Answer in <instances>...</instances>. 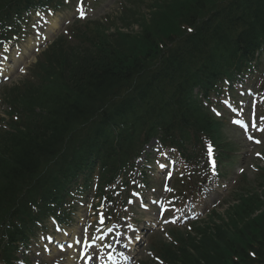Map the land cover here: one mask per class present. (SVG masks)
Segmentation results:
<instances>
[{
	"label": "trees",
	"instance_id": "obj_1",
	"mask_svg": "<svg viewBox=\"0 0 264 264\" xmlns=\"http://www.w3.org/2000/svg\"><path fill=\"white\" fill-rule=\"evenodd\" d=\"M33 4L0 0V21L7 10ZM161 6L150 18L139 16L137 32L109 33L98 25L90 52L51 46L37 84L17 88L8 100V128L0 127V255L7 262L27 221L60 203L50 200L68 190L64 180L75 166L87 182L100 163L102 187L154 135L177 145L189 163L190 136L198 143L201 135L220 140L221 121L199 94L208 100L264 43V0H163ZM119 127L124 135L113 131ZM262 194L243 189L218 222L173 230L172 241L156 248L159 255L167 264H264Z\"/></svg>",
	"mask_w": 264,
	"mask_h": 264
},
{
	"label": "rangeland",
	"instance_id": "obj_2",
	"mask_svg": "<svg viewBox=\"0 0 264 264\" xmlns=\"http://www.w3.org/2000/svg\"><path fill=\"white\" fill-rule=\"evenodd\" d=\"M151 1L154 0H143L142 3V11L145 12L146 14L150 13V11H148L149 9V4L151 3ZM167 1V0H166ZM85 2V6H86V13H88V15H90V17H94L97 19H100L101 21H110L115 19V17L119 14L117 13L116 16L113 18L115 10L118 7V4L116 2V0H99L97 3L94 2V0H84ZM163 3V0H155V4H156V8L155 11H162L161 9L164 8V6H161L159 8V6ZM76 1H73L71 5L67 6L65 9L58 11L59 17L62 18L65 21V24L72 22L75 18H76ZM159 8V10H158ZM119 11V8L117 9V12ZM152 15H150L148 18H150ZM116 23H118V25L120 26L122 24V22H118L116 21ZM117 25V26H118ZM133 29L135 32L139 31V25H135L133 26ZM38 55H33L30 57V62H33L35 60V58H37ZM28 63L27 66H30V64ZM23 79V76L21 73L15 71V74L13 75L12 81L11 82H15V81H19ZM10 82V83H11ZM9 85V83H8ZM6 85L4 86H0V114L3 115V113L5 112V110L7 109L6 104L4 103L3 100V96H2V90L4 89ZM243 93L239 94V98L236 100L237 103H240L243 101H247V100H251V98H246L244 97V94L246 92V89L243 88L242 89ZM258 92V91H257ZM257 108L259 109V114L257 116H252L250 118H248L249 121H251L253 118L256 119V128L255 129H251L252 132L250 134H247L244 132V134H242L241 131H239V129H237L234 126H231L229 124L228 128H227V136L230 139V141L235 142L239 145V150L241 153V158H239V160L237 161V163L235 164L236 166L232 167L231 170H228L227 167H223L220 169V173H222V171L226 170L227 174H223L222 176H219L217 174V171H214L213 169L211 172V178L208 180V182L204 183L203 186L201 187V191L199 194L202 195L201 200L197 202L196 197H198L199 195H197L195 198H190L188 201V204L186 206V211L190 212L192 214H200V216L202 214H204L206 212L207 209H211L213 208V206H219L222 202H223V197L224 195H227L229 192L228 190L230 188H232L234 186V184H237L241 179L243 174L247 173L248 180H247V186L248 187H252V188H257L260 187L259 186V180L256 177V175H254V172L256 171V169H253V165H258L255 164V157L254 154L262 149V146H259V144H263L264 142V101L262 99L259 98L258 101V105ZM241 130V129H240ZM262 132V134L258 137V139H254V136L256 133ZM251 137V139L249 138ZM258 140V141H257ZM260 141V142H259ZM264 145V144H263ZM208 164V162H207ZM209 165V164H208ZM261 166H263L264 164H260ZM211 168V166H210ZM230 171V172H229ZM242 171V174H241ZM201 172V169L199 170V173ZM157 176V175H155ZM197 176V175H196ZM152 180V184L153 186H155L158 182L157 177H155ZM165 182L162 180L161 182H159L160 186L162 184H164ZM155 188V187H153ZM162 189L165 193V200L168 202V209L172 207V202L169 198L170 194L173 193V190L171 188V185L168 186L167 191H165V188L162 186ZM149 194L152 195H156L154 190H148ZM132 195V193H131ZM164 194L162 193L161 196H163ZM264 196V194H262ZM147 196V195H146ZM129 198V197H128ZM148 198V196H147ZM227 199H229V197H227ZM147 200V199H146ZM230 200V199H229ZM98 200H95L94 203H97ZM129 207L131 208L133 205L131 204L130 200L127 201ZM87 209H89L90 205V201L87 203ZM222 205V204H221ZM137 208V215L134 214L136 217H138L139 219H147V220H152L153 222L156 220L157 214L158 213H154L153 211H151L150 209L148 210H143L140 206V204L136 203V206H134ZM133 207V208H134ZM101 208V207H100ZM87 209L83 208L82 205L78 208L77 213L74 216V220L72 222V225H70V227L65 228L64 232L67 231H72V234H74L77 238H88L89 240H96L98 242V246L97 248H92L90 251V258L94 257V260L91 264H98L100 262H102V258L105 257V254L109 251L108 247H111V242L113 241V238H111V236L113 234L118 235L119 233L117 231H112V232H108L110 234H108L106 232V227L104 228V231L101 232L99 238H96L97 235V230L98 227L101 225V216L97 217L95 216V211L90 209L89 212H87ZM103 209V207H102ZM85 211V212H84ZM129 217L124 219L121 223L122 226L124 227H129L127 232H133L136 234H139V225H137V227L135 226H130V221L132 218H134V215L132 216V212L131 209H126ZM127 220V221H126ZM167 222L166 219L163 220L162 223ZM168 225V224H167ZM164 225V226H167ZM46 232L44 233V235H39V238L37 240H35L34 245L32 246L31 249H27L26 251L21 252L18 255V262H16L15 264H57V262L59 263H65L66 258L68 256H72V257H76L78 254H73V252H63V251H57L56 252H50L51 255H53V257H50L47 255V252H42L43 249H49L50 245H48L45 241V235L46 234H52L51 232L54 230L52 227V222H48L46 224ZM72 229V230H71ZM88 231V233H87ZM148 232H153L151 230H147ZM151 233H149L150 235ZM148 235V234H147ZM122 241H124V236H121ZM126 238V237H125ZM118 240V239H117ZM126 241H128V238L125 239ZM42 244L45 245V247L42 246ZM119 244L118 241H113V247L117 246ZM149 242H144L143 244H141L139 246V249L137 250V255L136 257H134L133 259H131L132 264H141L142 262H147L150 260L149 255L147 254V250H148V245ZM147 245V246H146ZM138 246H135V248H137ZM43 248V249H42ZM103 248V249H102ZM102 249V250H101ZM112 250V249H111ZM3 264V263H1Z\"/></svg>",
	"mask_w": 264,
	"mask_h": 264
},
{
	"label": "snow or ice",
	"instance_id": "obj_3",
	"mask_svg": "<svg viewBox=\"0 0 264 264\" xmlns=\"http://www.w3.org/2000/svg\"><path fill=\"white\" fill-rule=\"evenodd\" d=\"M80 14H81V18H83L84 13H83L82 9L80 10ZM249 138L251 139V137H249ZM102 222H103V218L101 217V223Z\"/></svg>",
	"mask_w": 264,
	"mask_h": 264
},
{
	"label": "bare ground",
	"instance_id": "obj_4",
	"mask_svg": "<svg viewBox=\"0 0 264 264\" xmlns=\"http://www.w3.org/2000/svg\"><path fill=\"white\" fill-rule=\"evenodd\" d=\"M74 260L72 259V258H68V261L66 262L67 264H72V263H74L73 262Z\"/></svg>",
	"mask_w": 264,
	"mask_h": 264
}]
</instances>
